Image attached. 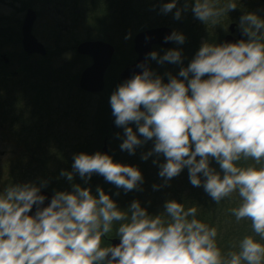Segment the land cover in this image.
I'll use <instances>...</instances> for the list:
<instances>
[{"label": "clouds", "instance_id": "9594fccd", "mask_svg": "<svg viewBox=\"0 0 264 264\" xmlns=\"http://www.w3.org/2000/svg\"><path fill=\"white\" fill-rule=\"evenodd\" d=\"M177 4L166 0L159 11L180 19L190 10L211 36L217 25L226 30L228 13L240 0ZM237 27L245 38L202 40L186 67L176 75L164 73L166 82L149 62L182 65V49L151 50L108 102L114 125L123 130L116 134L121 151L131 155L152 141L141 159L156 157L162 184L153 190L186 168L191 185L202 186L216 205L232 203L228 212L247 230L224 249L218 228L200 218L198 205L169 199L162 212L151 215L134 199L121 210L100 186L93 194L72 183L74 175L85 184L100 175L127 193L140 190L141 171L106 152H79L71 170L60 172L71 190L54 191L46 206V180L0 188V264H264V17L243 11ZM163 39L182 45L185 36L173 30ZM112 236L119 243L103 239Z\"/></svg>", "mask_w": 264, "mask_h": 264}, {"label": "trees", "instance_id": "16d2710c", "mask_svg": "<svg viewBox=\"0 0 264 264\" xmlns=\"http://www.w3.org/2000/svg\"><path fill=\"white\" fill-rule=\"evenodd\" d=\"M8 1L20 3L25 10H34L37 13L38 19L46 18L47 16V20H50L51 22H48L47 27H45V31L50 34L51 44H67L69 47H76L83 41H103L110 44L115 51L114 57H117L112 60L111 64H113V66L116 64L120 65V72L125 67L129 66L135 58L132 50V39L137 33L158 27H166L171 31L176 30L183 33L185 41L182 45L177 46V48L182 49V65L170 63L159 65L155 61L149 62V67L154 69L157 74L159 72L161 76L164 77L165 81L167 80V77L164 76V73L170 72L173 74L174 72H178L168 68L169 64L175 65L177 70H179L181 66L186 67L188 62L192 59L194 53L199 48L202 40L207 39L211 42L214 39L216 43H220L223 41V37L226 34L225 28L217 25L212 29V35L210 36L206 26L195 19L190 10L182 12L180 19H174L172 12L166 15L162 14L159 11V6L161 3L166 2V0ZM183 2L184 0H178L177 7H181ZM173 11H175V9H173ZM231 15L232 13L230 11L228 13L229 22L227 23V26L232 22ZM53 16L57 17V19H61L60 23L57 22L56 19L52 20ZM19 25L20 21L14 17L13 21H11L9 25L5 24L4 18H0V40L7 37H11L15 40L16 35H19V33H16ZM2 29H11V32H2ZM40 30L41 29L36 32L37 35L40 34ZM126 36L129 38H126ZM174 46L175 43H173V47ZM128 48L129 51L127 52L126 49ZM157 51L162 54L160 51H163V49H157ZM77 57L82 58L84 61L86 60L85 57L78 55ZM153 64L158 65V67ZM110 71H108L104 77L105 94L112 92L119 84L118 75L120 72L118 71V73L114 75L110 74ZM77 83L78 77L76 75L73 82L69 81L65 83L63 78H60L59 84L56 87L54 84L48 83L45 78L44 85H41L39 80L30 84L29 92L38 91L46 94V102H50V105H45L46 111L51 109H74L75 123H72L75 126L77 125L79 129H82L81 131L84 130L85 132V137L77 138L75 135L74 154L79 152L91 154L97 150L101 151L100 145H106L107 150L109 151L110 147L112 148L115 146L116 150V147H119V145L114 142V139H117V137L115 134L109 135V122L111 119H114L111 114L110 105L105 107L104 103L97 102V105L94 107V111H92L93 103L91 101L94 95L81 92ZM63 93H67L72 96L71 99L74 102L72 104L71 102L67 103V101H65L66 98L59 97V95ZM75 95H83V97L90 99H87L85 103L79 104L77 103L79 98L75 97ZM50 96H53L54 99H50ZM47 97H49V100H47ZM75 102L77 104H75ZM63 118L64 117L61 116L59 130L51 132L52 138H54L51 142L49 149L50 152L47 150L43 163L34 159L30 160L26 166L28 168H32L35 161L38 162V165H41L47 162L49 164V160L51 159L61 160V163L57 165L53 171L50 172L46 169L45 172L43 170L41 180L47 181L45 190H49L47 192L52 195L54 191L71 190L70 182L65 177L60 176L61 170H71L72 159L70 160L69 154L72 153V150L70 151L69 145L70 137H74V133L68 134V131L61 129L64 128L63 125L67 123L63 120ZM57 134H60L61 136L59 144L56 142L57 139L55 138ZM151 145L152 141H148L142 146L137 147L135 153L131 155L127 151H124L125 156L123 157H120L122 152L115 156V150L112 153L111 151H107V153L112 156L114 161L126 164L125 161L122 162L120 159L123 158L128 160L129 163L131 162L132 165L138 167L143 176V184L141 185L140 190L133 189L125 193L122 189H116L114 185L106 182L102 176L97 174H93L87 184H85L79 176L74 175L72 183H79L82 187H90L93 194H95L96 187L100 186L102 190H104L114 201H116L117 205L119 203L122 204V207L120 208L121 210L127 209L131 201L134 199L138 200L141 206L146 208L147 212L151 215H156L162 212L164 202L169 199H175L177 202L187 201L189 205H198L201 209L200 218L210 225H214L218 228V243L224 249H228L232 242L240 234L247 230L246 225L243 222L239 224L236 223L234 217H232L228 212V208L233 206V204L228 201H223L220 205H216L211 197L204 192L202 186L194 187L191 185L186 168L182 170L178 176L172 178L166 186H161L157 190H153V184H162V178L157 175L158 167L152 162L156 157L149 156L147 160L141 159V154L151 149ZM158 159L160 162H163L164 157L161 155ZM48 164H46V168H48ZM210 165L219 171V166L215 163V161H211ZM8 180L13 179L8 177Z\"/></svg>", "mask_w": 264, "mask_h": 264}, {"label": "flooded vegetation", "instance_id": "af4514ba", "mask_svg": "<svg viewBox=\"0 0 264 264\" xmlns=\"http://www.w3.org/2000/svg\"><path fill=\"white\" fill-rule=\"evenodd\" d=\"M0 7L10 10L11 14L8 16L3 15L0 12V18H4L6 25H9V23L13 21V17L20 21L18 31L16 32L19 33V35H16L15 40L11 37L0 40V142L7 143L11 146V152H8L7 154L0 152V157L10 155L8 160L4 163L11 165V169H9L12 172L8 174V176L13 179L12 174L14 171L20 170L21 166L26 168L30 160L35 159L34 153L30 152L31 148L37 147L38 153L36 160L43 163L46 156L45 154L47 150L50 149L51 142L54 138H52L51 132L59 130L61 116L64 117L63 120H65L68 125L71 122L75 123L74 109H51L46 111L45 105H50V102H46V94L38 91L29 92V85L36 80H39L40 84L44 85L45 78L48 83L54 84L55 87L58 86L60 78H63L65 83L69 81L73 82L76 75L72 66L73 64L68 66V75L62 77H60V73L63 71L61 68H58L57 72L54 73L56 74L55 77L46 76L45 66L48 68L50 60L54 61L58 59L60 55L65 54L68 49L75 55V58H77L78 54L76 47L70 46L66 48L59 44H51L50 34L45 31L46 28L41 29L39 31L40 34L37 35L35 25L38 17L35 11L36 20L32 26L31 33L42 45L45 54L29 55L25 53L21 45V26L24 16L29 9L25 10L20 3H13L8 0H0ZM13 9L15 10V13H13ZM243 11L257 12L264 17V0H240V6L236 10L231 11L232 22L227 26L226 34L224 35L222 42H224L225 37L228 35L235 41L245 38L237 27L239 17ZM231 26L232 30L230 29ZM2 32L8 33L11 32V29H2ZM173 43L174 42H172V45L169 48L173 47ZM173 48H177V46H174ZM157 49L162 50V48L156 46L152 47L151 50ZM88 59L90 60V58ZM90 65L91 63L88 66ZM153 65L158 67L156 64ZM168 68L177 70L175 65L169 64ZM158 74L160 73L158 72ZM104 92L102 94H105ZM110 94L111 92L105 94L108 101ZM50 99H54V97L50 96ZM47 100H49V97H47ZM113 121L114 119H111L109 124ZM67 123L63 126H67ZM55 138L57 139L56 142L59 144V139L61 138L60 134H57ZM74 139L75 136L70 137L69 147L70 151L72 150V153L69 154L70 160L73 158V150L75 149ZM12 166L15 169H12ZM17 175L18 173L16 172V176ZM103 239L108 240L106 237Z\"/></svg>", "mask_w": 264, "mask_h": 264}, {"label": "water", "instance_id": "95a60500", "mask_svg": "<svg viewBox=\"0 0 264 264\" xmlns=\"http://www.w3.org/2000/svg\"><path fill=\"white\" fill-rule=\"evenodd\" d=\"M35 19V13L32 10H28L24 16L21 26V45L23 51L29 55H44V48L31 33ZM230 29L232 30V26ZM170 32L171 31L169 29L161 27L149 29L136 34L133 38V51L136 55V59L133 64L126 67L119 74V82L121 83L125 79L129 78L133 73L140 71V69L136 67L137 63L145 59L146 53L150 52L153 46L168 48L172 42L166 43L163 38ZM145 37H148V39L146 40ZM224 42H235V40L228 35L225 37ZM76 51L78 55L88 57L91 60V65L83 70L80 75L78 82L79 89L90 94L101 93L104 89V74L109 68L114 54L113 47L102 41H85L77 46ZM102 152L107 153L105 145ZM41 194L45 196V201L42 206H46L52 195L45 191H41ZM34 211L35 205L32 209V212ZM117 243H119V238L112 239L110 241V244L112 245Z\"/></svg>", "mask_w": 264, "mask_h": 264}, {"label": "rangeland", "instance_id": "374dc122", "mask_svg": "<svg viewBox=\"0 0 264 264\" xmlns=\"http://www.w3.org/2000/svg\"><path fill=\"white\" fill-rule=\"evenodd\" d=\"M0 12L3 15H6V16H8V15L11 14L10 13V10L7 9V8H4V7H0ZM13 13H15V10L14 9H13ZM47 19L48 18L46 16V18H40V19H38L36 21V25H35V29L37 27V29L35 30L36 32H38L39 29H43V28L47 27L48 22L49 23L51 22L50 20H47ZM55 19L57 20V22L60 23L61 19H57V17L53 16L52 17V20H55ZM52 23H53V21H52ZM61 46L62 47H66V48L69 47L67 44H62ZM175 46H178V45L175 44ZM126 51L128 52L129 51V48L126 49ZM115 58H117V57H114L113 56V59H115ZM90 63L91 62H90V60L88 58H86L85 61L82 60V58H78V57L75 58V55L73 53H71V51L68 49V51H66L65 54H61L58 59H56L54 61L53 60H50L49 61V63H48L49 64V67L46 68V66H45V74H46V76H53V77H55L56 74H54V73L57 72V69L58 68H61V70H63V71L60 73V77L67 76L68 75V70H69L68 66L69 65L71 66V64H73L72 66H73V69H74V73L76 72V76L79 79V75H80L81 71L85 67H87ZM84 65H85V67H84ZM112 66H113V64L110 65L108 71L111 70L110 71V74H114L115 75L120 70V68H119L120 65H117L116 64L113 67ZM172 70L178 71V70H175V69H172ZM176 73L177 72H174L173 75H176ZM59 97L66 98L65 101H67V103H70V102L73 103L74 102L71 99L72 96H70L67 93L60 94ZM75 97H78L79 98L78 100H80V101L77 100V103H79V104L85 103L87 101V99H90V98H87V97H83V95H75ZM91 102L93 103L92 104V111H94V107L97 105L96 104L97 102L104 103L105 104V107L106 106H109V102H108L107 97H106L105 94L94 95ZM77 103L75 102V104H77ZM131 126L133 127V130L135 131V125H131ZM108 127L110 128V134L109 135L115 134L116 137H117V135H116L117 133H120L121 136L123 135L122 128L116 127L113 122H111V124H109ZM61 129H65L64 131H68V134L74 133V136L76 135L77 138L78 137H85L84 130L81 131L82 129H79L78 126L77 125L75 126L72 122L68 126H64V128H61ZM114 142L117 145H119L120 142H121V140L119 138H117V139H114ZM101 144H103V143H101ZM151 147H152V145H151ZM102 148H103V146L100 145V149H102ZM114 150H115V146H113L112 148L110 147L111 153ZM110 151L108 150V152H110ZM0 152H4L5 154H7L8 152H11V146L8 145L7 143L0 142ZM30 152L31 153L33 152L34 153V157L36 159L37 158L36 156H37V153H38L37 148H31L30 149ZM48 152H50V151L48 150ZM119 153L122 154L120 157L125 156L124 151H121L120 147H116V150L114 152L115 156L118 155ZM51 154H53V153H51ZM9 156L10 155H6L4 157H0V188L4 187L9 182H11V183H21V182H25V181H33V182L39 183L41 181V179H42L43 170L46 172V169H48L51 172V171H53L56 168L57 165H59L61 163L60 162L61 161L60 159H57V160L51 159V160H49V164L47 162V163L41 164V165H38V162L35 161L34 164H36V165L33 164L32 168L31 167H29V168L28 167H26V168L24 167L23 168V166H21L20 167L21 168L20 169L21 171L20 170H17V171H14L13 172V174H12L13 180H8V177H9L8 174H10L12 172L10 170L11 169V165L5 164L4 162L6 160H8V157ZM128 158H130V157H128ZM120 159H121L122 162L125 161L126 164L129 163L128 160H125L123 158H120ZM46 164H48V168H46ZM128 165H132V163L130 162ZM12 169H15V168L12 166ZM35 170H37V171H35ZM16 172L18 173L17 176H16ZM45 188L46 187H43L41 190H43V189L45 190ZM45 191H49V190H45ZM117 206L119 208H121L122 207V204L119 203ZM106 238H108L107 241H108V243H110V240L112 238H116V237L115 236H112V237H106Z\"/></svg>", "mask_w": 264, "mask_h": 264}]
</instances>
